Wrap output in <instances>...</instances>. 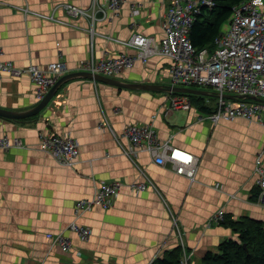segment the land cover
I'll use <instances>...</instances> for the list:
<instances>
[{
    "label": "crops",
    "instance_id": "1",
    "mask_svg": "<svg viewBox=\"0 0 264 264\" xmlns=\"http://www.w3.org/2000/svg\"><path fill=\"white\" fill-rule=\"evenodd\" d=\"M168 5L123 0L115 14L105 0H0L1 60L20 70L61 60L72 73L91 55H135L122 42L136 33L160 41ZM65 6L85 15L73 17ZM169 65L167 58L153 56L115 79L171 86ZM34 90L26 74L3 73L0 109L33 108ZM175 95L76 79L63 84L40 115L23 123L0 119V138L24 144L0 151V264H156L175 251L181 259L187 254L188 264H202L224 241L238 238L230 222L264 223L254 172L255 158L264 151V127L241 118L214 124L194 104L188 111L171 110L170 98L180 97ZM149 124L160 142L170 141L198 160L193 180L169 164L156 165L145 151L124 154L130 147L124 129ZM41 134L76 141L72 168L40 150ZM142 171L154 187L134 192L131 186L145 181ZM115 181L122 187L110 207L76 213V202L91 199L100 183ZM72 223L90 230L86 241L69 231ZM59 233L71 243L67 252L47 239Z\"/></svg>",
    "mask_w": 264,
    "mask_h": 264
},
{
    "label": "built area",
    "instance_id": "2",
    "mask_svg": "<svg viewBox=\"0 0 264 264\" xmlns=\"http://www.w3.org/2000/svg\"><path fill=\"white\" fill-rule=\"evenodd\" d=\"M105 1L107 9L115 14L123 3V0ZM168 1L162 26L164 35L160 41L133 34L128 41L122 43L135 50V55L120 54L102 59H95L91 55L77 66L76 72L115 79L131 69L136 62L146 63L153 56H161L170 61L171 86L207 89L220 95L215 98L213 109L208 113L207 118L212 123L241 118L264 127V0H245L234 6L226 28L214 39L210 51H197L193 48L189 32L201 10L212 9L216 0ZM65 10L73 17L85 15L82 10L73 6H65ZM1 57L0 46V77L3 73L14 78L26 74L35 87L34 96L38 102L60 77L70 72L67 64L61 60L50 63L45 69L32 65L20 70L12 63L2 61ZM224 94L234 96L235 99H224L221 97ZM242 96L257 98L262 102L238 99ZM170 107L171 110L188 111L191 103L185 96L172 97ZM100 126L105 127L106 123L102 122ZM122 137L130 144L129 149L124 150L125 155L131 156L138 151H145L156 165L169 164L176 174L194 179L198 160L190 153L174 147L170 141L160 142L152 125H129L124 129ZM39 141L40 150L49 154L60 165L72 168L76 163L79 146L72 137L41 134ZM22 148L23 141L18 138H0L1 152ZM254 172L255 185L259 190L257 202L264 207V151L255 158ZM141 173L145 181L132 185L134 192L154 187L146 174L143 171ZM121 187L122 184L116 181L100 183L91 199L76 202V213L88 211L95 206L107 209ZM223 215V212H218L213 221L221 222ZM68 229L80 241H86L91 234L89 229L76 223L70 224ZM47 239L63 252L71 248L70 241L61 233L49 235ZM187 256L183 252L180 264H188Z\"/></svg>",
    "mask_w": 264,
    "mask_h": 264
},
{
    "label": "trees",
    "instance_id": "3",
    "mask_svg": "<svg viewBox=\"0 0 264 264\" xmlns=\"http://www.w3.org/2000/svg\"><path fill=\"white\" fill-rule=\"evenodd\" d=\"M243 1L245 0H216L212 9H202L189 32L193 48L197 51L212 50L214 39L223 32L225 23L231 18L232 8ZM175 96L187 97L191 104L206 113L213 109L212 105L206 103L208 97L183 94ZM24 121L26 120L20 123ZM258 194L256 187V198ZM228 226L238 238L224 241L219 245L217 253H208L203 258L202 264H264V223L242 219L239 222H230ZM180 257L181 252L175 251L171 257L159 260L156 264H180Z\"/></svg>",
    "mask_w": 264,
    "mask_h": 264
},
{
    "label": "water",
    "instance_id": "4",
    "mask_svg": "<svg viewBox=\"0 0 264 264\" xmlns=\"http://www.w3.org/2000/svg\"><path fill=\"white\" fill-rule=\"evenodd\" d=\"M90 80L100 84L111 85L126 90L133 91H154V92H167L171 94H185V95H197L208 98H219L220 95L210 91L196 90L188 87H173V86H153V85H144V84H130L125 83L117 79L106 78L100 75H93L90 73L84 72H72L60 77L55 84L50 88L44 98L39 101L33 108L22 111L15 112L10 110L0 109V119L8 120L14 123H20L23 120L31 119L35 116L40 115L50 104L52 99L56 96L60 87L71 80ZM224 99L234 100V96L231 95H222ZM238 99H249L255 102H262V100L257 98H249L246 96L239 97Z\"/></svg>",
    "mask_w": 264,
    "mask_h": 264
},
{
    "label": "rangeland",
    "instance_id": "5",
    "mask_svg": "<svg viewBox=\"0 0 264 264\" xmlns=\"http://www.w3.org/2000/svg\"><path fill=\"white\" fill-rule=\"evenodd\" d=\"M103 77H104V76H103ZM188 88H192V89H196V90L208 91L207 89H201V88H195V87H188ZM212 92H213V91H212ZM204 100H206V99L204 98ZM215 101H216L215 98H209L208 101L206 100V103L209 102L210 105H213V104L215 103ZM257 199H258V197H257ZM257 204H258V202H257Z\"/></svg>",
    "mask_w": 264,
    "mask_h": 264
}]
</instances>
